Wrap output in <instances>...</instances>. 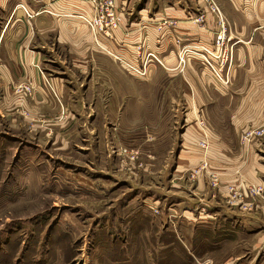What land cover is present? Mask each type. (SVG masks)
Returning a JSON list of instances; mask_svg holds the SVG:
<instances>
[{"label":"crops","instance_id":"0c3cea01","mask_svg":"<svg viewBox=\"0 0 264 264\" xmlns=\"http://www.w3.org/2000/svg\"><path fill=\"white\" fill-rule=\"evenodd\" d=\"M215 1L226 18L232 50L227 84L200 53L179 54L186 47L213 46L218 25L204 0H114L122 22L96 36L82 19L94 13L92 0H0V128L20 123L34 128L27 144L37 152L46 134L51 146L60 148L58 138L88 125L85 118L97 105L108 113L107 102L117 98L123 84L114 73L134 80L124 62L141 68L145 61L152 70L156 61L145 55L154 54L168 77L182 76L187 112L181 165L201 160L195 145L205 134L208 166L219 176L214 187L206 173L194 184L187 179L176 184L182 196L166 209L172 216L183 213L174 219L175 228L179 221L186 228L195 221L198 227L212 223L237 239L219 264H264V190L250 209L226 203L229 186L243 192L252 184L264 189V142L240 140L244 127L264 123V0ZM24 84L31 86L29 92L19 90ZM193 116L200 121L189 119ZM241 236L250 238L248 245L238 242Z\"/></svg>","mask_w":264,"mask_h":264},{"label":"rangeland","instance_id":"374dc122","mask_svg":"<svg viewBox=\"0 0 264 264\" xmlns=\"http://www.w3.org/2000/svg\"><path fill=\"white\" fill-rule=\"evenodd\" d=\"M185 49L180 56L203 51ZM145 56L157 65L148 70L143 61L142 73L124 62L134 80L114 73L123 84L107 102L108 113L96 103L85 118L90 125L69 130L65 142L62 134L55 143L60 148L46 134L37 152L27 144L34 128L1 125L0 264H219L236 247L237 239L212 223L198 227L195 221L186 228L179 221L175 228L174 219L183 213L176 211L174 218L166 210L182 196L176 184L185 179L194 184L206 173L214 187L219 176L208 166L205 134L195 145L201 160L181 165L187 112L182 76L168 77L154 54ZM192 151L190 146L188 157ZM226 203L235 206L230 199ZM249 241L241 236L238 242Z\"/></svg>","mask_w":264,"mask_h":264},{"label":"built area","instance_id":"2783aa9c","mask_svg":"<svg viewBox=\"0 0 264 264\" xmlns=\"http://www.w3.org/2000/svg\"><path fill=\"white\" fill-rule=\"evenodd\" d=\"M204 1L206 2L208 9L216 15L218 30L215 34L213 46L209 48L205 46L201 47V50H203L202 55L209 66L211 65L214 76H216V78L223 84H227L229 82V70L232 64V50L231 46H228L227 44L229 40L227 35L228 24L224 14L215 0ZM92 2L94 13L90 16H82V19L89 26L94 36H96L98 32H107L119 27L122 22V16L116 11L114 0H92ZM21 7L28 12L23 5H21ZM206 53L209 57L211 56L217 59L216 65L208 60L205 55ZM138 69L142 70V73H144L143 69L146 68L143 64V68ZM30 88L31 86L28 84L19 86V90H25L27 92L30 91ZM255 139L264 142V123L247 126L242 130L240 135V140L242 142L249 143ZM200 144L204 149L208 146L207 142L204 140L201 141ZM199 170L200 168L196 169V174ZM193 176H195V174H193ZM228 188L231 191V203H239L240 206H243L245 209L252 208L254 196H261L264 190L262 185L254 184L248 185L245 192L237 190L238 187L236 188L234 186H229Z\"/></svg>","mask_w":264,"mask_h":264}]
</instances>
